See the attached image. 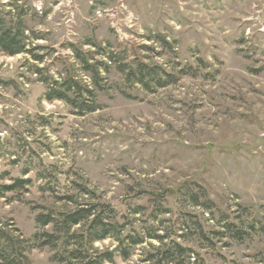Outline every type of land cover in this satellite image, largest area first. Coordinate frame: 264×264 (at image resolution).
I'll list each match as a JSON object with an SVG mask.
<instances>
[{"label":"rangeland","instance_id":"rangeland-1","mask_svg":"<svg viewBox=\"0 0 264 264\" xmlns=\"http://www.w3.org/2000/svg\"><path fill=\"white\" fill-rule=\"evenodd\" d=\"M0 23L29 50L0 52V229L29 264H264V0H0ZM71 81L94 112L47 100ZM78 209L113 237L36 223Z\"/></svg>","mask_w":264,"mask_h":264},{"label":"trees","instance_id":"trees-1","mask_svg":"<svg viewBox=\"0 0 264 264\" xmlns=\"http://www.w3.org/2000/svg\"><path fill=\"white\" fill-rule=\"evenodd\" d=\"M0 52L10 57L20 54H29V50L25 44L23 31L5 27L0 23ZM82 63H86V61L83 60ZM144 73L143 67L142 69H138L137 74L140 78H138L137 81L140 84L147 85V82H144ZM94 80H96L95 77ZM65 86V90H58L55 96H51L50 93L47 94V100L62 101L76 109V113L78 114L94 112L97 109L93 103L90 104L89 102H86L90 99L92 92L91 90H84V92L77 90L78 86L75 81H71L70 83L65 84ZM84 93L88 95V100L81 101L82 95ZM21 183L23 182L15 181L14 186H7L4 189L10 192ZM90 217H92L90 211L78 209L59 215V219L57 220L54 219L50 214L45 216L39 215L36 218V223L42 227L52 224L58 234L64 233V236L68 237L69 231L72 227L79 225L81 222ZM240 225L241 224L237 225L235 223L224 224L222 228L232 234V237H238L242 230ZM90 230H92L94 236L90 243H93V241H101L105 238H109L112 233L110 232L111 226L103 223L98 217H92L90 222ZM96 234L98 236H96ZM46 237L49 239H55V237L49 235ZM22 244L23 242L19 241L18 238L8 236L0 229V264H29L28 257L26 255L28 252H24L27 248L20 247ZM64 255L66 257H60V262H64L65 264H113L114 256L118 255L123 259H126L128 257V252L90 253L80 252L79 250L74 249L71 252H64ZM191 258L194 262L196 261L194 252H190L188 249L174 244L171 249L167 248L164 251L155 252L154 255H147L144 261L148 264H189Z\"/></svg>","mask_w":264,"mask_h":264}]
</instances>
